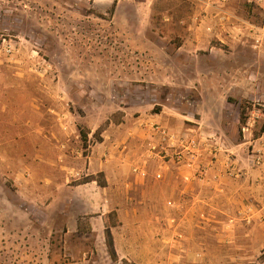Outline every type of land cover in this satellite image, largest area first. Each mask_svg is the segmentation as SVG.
Listing matches in <instances>:
<instances>
[{
  "label": "rangeland",
  "instance_id": "obj_1",
  "mask_svg": "<svg viewBox=\"0 0 264 264\" xmlns=\"http://www.w3.org/2000/svg\"><path fill=\"white\" fill-rule=\"evenodd\" d=\"M263 42L264 0H0V264H264L233 95L244 68L264 79ZM144 121L216 134L246 174L220 153L199 162L209 180L154 188L127 148Z\"/></svg>",
  "mask_w": 264,
  "mask_h": 264
},
{
  "label": "crops",
  "instance_id": "obj_2",
  "mask_svg": "<svg viewBox=\"0 0 264 264\" xmlns=\"http://www.w3.org/2000/svg\"><path fill=\"white\" fill-rule=\"evenodd\" d=\"M183 47L184 46L180 47L179 50H182ZM256 47H260V45ZM256 56L258 58L254 59L253 61L262 62L264 58V54H262L261 52H258L256 53ZM254 71H255L254 76L257 78V80H253L252 78L253 72L250 66L248 69L244 68V80L241 84H238L239 86L236 85V87L233 89V92H234L233 95L236 98L241 96L244 99H247L253 102L254 104H257L260 102L264 103V79H262L261 77L258 78L257 69ZM158 116L161 119L165 118L164 113H160L158 114ZM262 117L263 116H260V114L257 111H254L252 113V117L249 118V122L247 123L249 126L246 128V130H248L250 134H247L246 136H244L245 137L244 143L242 145L247 147V150L248 148L250 149V147L253 146L255 154L257 153L262 154L263 159H264V131H262L257 137L252 134L253 128L258 122V119H261ZM140 135L143 136L144 138H142L141 136L134 137L132 140H130V144H128L127 148L128 150L134 152V154L136 155L137 159L140 162V167L146 170L145 177L138 175V178L141 181H145L148 184H151L154 188L159 187V186L167 188L168 186L176 182L177 179H180V180L184 179L185 181L200 182L198 178H195L196 175H192L191 173L189 174V172L185 170V168H182V167L179 168L176 165H172L171 161H167L163 159L164 157L160 155L158 150H155V151L150 150V143H153L156 141V138L154 137V135L145 133V132L140 133ZM102 144L103 145L107 144L109 150L113 149L112 142L109 144L107 143V141H105ZM239 147L240 146L235 147L234 151H239L238 150ZM257 168L259 170H257L256 172L257 173L262 172V175L261 176L259 175V177L262 178L261 181H264V164L262 167H257ZM211 170L213 173L216 169L213 171V169L211 168ZM248 171L249 172H247V174L251 173L250 170ZM158 174H161L160 178L157 177ZM209 179L210 178L208 175L205 180H209ZM95 182L96 181H92V183L88 182L87 185L94 184ZM106 186H107V182H106Z\"/></svg>",
  "mask_w": 264,
  "mask_h": 264
},
{
  "label": "built area",
  "instance_id": "obj_3",
  "mask_svg": "<svg viewBox=\"0 0 264 264\" xmlns=\"http://www.w3.org/2000/svg\"><path fill=\"white\" fill-rule=\"evenodd\" d=\"M257 41L259 42L260 40ZM139 124L142 128L150 130V134L156 138L155 142L150 143L151 151L158 150L160 155L164 157L163 159L166 156L171 157L173 163L179 168L182 167L194 171L201 182L209 175V168L199 163L203 157H215L220 153L226 155V150L223 148L220 138L216 134H201L198 137H189L185 134L178 136L170 132L165 124L158 121H144ZM225 158L229 176L239 178L246 174L245 171L240 172L236 162L230 155H226ZM252 161L258 167H262L264 164L263 156L259 153L253 155ZM133 171L137 175L146 176V170L140 166L135 167ZM157 177L160 178L161 174H158ZM219 177V174L214 176V178Z\"/></svg>",
  "mask_w": 264,
  "mask_h": 264
},
{
  "label": "trees",
  "instance_id": "obj_4",
  "mask_svg": "<svg viewBox=\"0 0 264 264\" xmlns=\"http://www.w3.org/2000/svg\"><path fill=\"white\" fill-rule=\"evenodd\" d=\"M239 106H240V122L242 124H246L247 120L249 119L248 112L253 110L255 104L249 100H242L240 102ZM263 129H264V124H263ZM86 138H87V136H85V140H86ZM92 181H96L100 187L106 186L105 180L100 181V180L96 179L95 177H91L87 182H92ZM106 237H107V246L109 249V253H110L112 259H116V252H115L113 239H112V235H111L110 230H107ZM261 261L264 262V255L261 257Z\"/></svg>",
  "mask_w": 264,
  "mask_h": 264
}]
</instances>
